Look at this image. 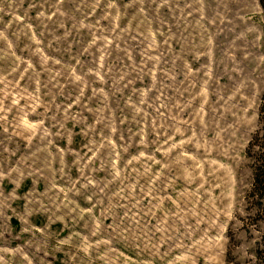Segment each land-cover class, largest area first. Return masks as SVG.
Instances as JSON below:
<instances>
[{"label": "rangeland", "instance_id": "obj_1", "mask_svg": "<svg viewBox=\"0 0 264 264\" xmlns=\"http://www.w3.org/2000/svg\"><path fill=\"white\" fill-rule=\"evenodd\" d=\"M258 0H0V264H264Z\"/></svg>", "mask_w": 264, "mask_h": 264}, {"label": "trees", "instance_id": "obj_2", "mask_svg": "<svg viewBox=\"0 0 264 264\" xmlns=\"http://www.w3.org/2000/svg\"><path fill=\"white\" fill-rule=\"evenodd\" d=\"M259 2V5L261 6V9H262V12H263V17H264V0H258ZM263 36H264V27H263ZM259 174H255V177H254V184L256 186H260L262 185L263 186V183H264V171L262 172L261 170H259Z\"/></svg>", "mask_w": 264, "mask_h": 264}]
</instances>
